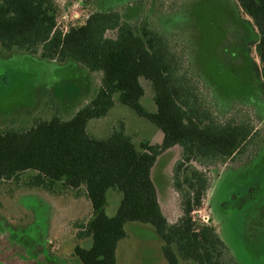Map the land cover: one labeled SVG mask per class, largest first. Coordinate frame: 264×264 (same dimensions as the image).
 <instances>
[{
    "label": "trees",
    "instance_id": "trees-1",
    "mask_svg": "<svg viewBox=\"0 0 264 264\" xmlns=\"http://www.w3.org/2000/svg\"><path fill=\"white\" fill-rule=\"evenodd\" d=\"M234 1L256 30L252 45L260 65L251 61V70L264 91V0ZM60 11L55 0H0V49L17 48L49 61L73 60L102 74L100 88L70 119L53 115L29 128H0V182L57 195L72 190L86 197L91 216L78 225L75 237L90 238L91 246L73 248L81 264H117L126 223L153 227L166 264H236L214 227L192 218L209 182L191 162L204 167L231 162L244 152L252 129L245 121L219 124L210 118L195 79L149 21L129 22L119 11L104 9L63 33L55 27ZM141 79L151 85L154 112L140 104ZM115 100L155 125L162 142L136 148L122 131L103 139L89 134L88 122L104 117ZM175 146L182 148L173 169L181 213L170 224L161 211L151 169L160 152ZM109 190L121 196L113 216L105 213Z\"/></svg>",
    "mask_w": 264,
    "mask_h": 264
},
{
    "label": "rangeland",
    "instance_id": "rangeland-1",
    "mask_svg": "<svg viewBox=\"0 0 264 264\" xmlns=\"http://www.w3.org/2000/svg\"><path fill=\"white\" fill-rule=\"evenodd\" d=\"M55 1L60 15L81 12L75 27L104 9L119 11L129 22L149 21L195 79L210 118L219 124L245 121L252 129L244 152L231 162L191 166L208 177L201 216L229 255L236 264H264V91L251 70V61L260 64L252 45L258 36L248 17L234 0ZM101 77L73 60L49 61L17 48L0 49V128H29L53 115L70 119L94 98ZM140 82V104L154 112L151 85ZM87 131L99 139L122 131L136 148L144 142L158 145L163 138L155 125L116 100L104 117L88 122ZM181 156L179 146L160 152L151 169L161 211L170 224L181 213L180 193L173 187V169ZM106 197L105 213L113 216L121 196L109 190ZM90 216L89 201L72 190L57 195L0 182V264H81L73 248H89L91 239L78 241L75 235ZM124 228L117 264H166L152 226L126 223Z\"/></svg>",
    "mask_w": 264,
    "mask_h": 264
},
{
    "label": "built area",
    "instance_id": "built-area-1",
    "mask_svg": "<svg viewBox=\"0 0 264 264\" xmlns=\"http://www.w3.org/2000/svg\"><path fill=\"white\" fill-rule=\"evenodd\" d=\"M82 14L79 11H74L70 14H62L60 15L57 20H56V25L55 27L57 29H60L63 33H65L69 28L71 27H75L76 24L79 22V20H81ZM84 22L81 23V25ZM192 218L194 220H197L201 223H205L207 224V219H205L203 216H201V208H199L198 210L192 212Z\"/></svg>",
    "mask_w": 264,
    "mask_h": 264
}]
</instances>
